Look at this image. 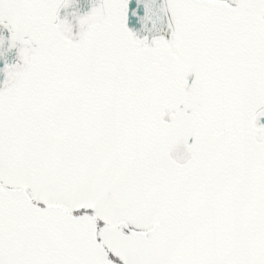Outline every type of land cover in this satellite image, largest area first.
<instances>
[{"label": "snow or ice", "instance_id": "snow-or-ice-1", "mask_svg": "<svg viewBox=\"0 0 264 264\" xmlns=\"http://www.w3.org/2000/svg\"><path fill=\"white\" fill-rule=\"evenodd\" d=\"M0 264H264V0H0Z\"/></svg>", "mask_w": 264, "mask_h": 264}]
</instances>
